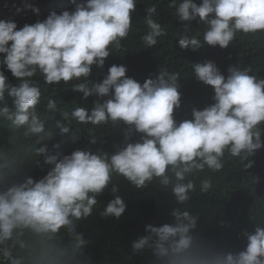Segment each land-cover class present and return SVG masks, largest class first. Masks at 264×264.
<instances>
[{
    "label": "clouds",
    "instance_id": "clouds-1",
    "mask_svg": "<svg viewBox=\"0 0 264 264\" xmlns=\"http://www.w3.org/2000/svg\"><path fill=\"white\" fill-rule=\"evenodd\" d=\"M136 3L74 0L73 10L50 11L42 21L20 28L10 18L0 19V64L19 81L9 86L0 73V101L7 91L14 105L12 110L0 108V117L10 128L23 129V142L16 138L11 149L0 147V264H92L84 252L90 241L78 224L93 215L105 189L112 198L99 215L120 220L128 204L114 176L136 189L158 181L181 205L171 209L168 222L145 224L143 233L129 241L125 261L142 257L145 264H264V215L253 222L254 231H242V250H227L200 236V215L188 207L198 173L221 171L226 153L250 168L249 157L264 147V77L250 65H230L225 76L211 60L194 63L192 72L211 86L213 102L193 107L191 118L180 121L174 118L181 106L179 72L161 67L140 83L126 75L125 65L113 64L100 82L89 80L92 66L103 68L112 49H119L128 37ZM169 7L184 22L177 40L180 49L195 51L204 44L227 48L238 33H264V0H170ZM24 8L39 14L35 6L25 3ZM155 13V5L146 8L148 31L142 40L148 48L166 35L153 19ZM194 20L205 26L203 40L189 34ZM37 73L48 85L78 81L71 86L74 93H82L84 100L98 98L91 108L61 111L54 130L68 133L70 124L63 121L73 119L95 127L122 123L123 146L111 155L88 149L59 158L44 155V164L51 167L42 178L6 180L22 164L32 163L30 154H45L46 142L54 135L37 112L42 92L39 82L31 79ZM46 109L56 111L57 104L49 98ZM133 132L139 139L129 142ZM210 188L211 178L200 181L201 192Z\"/></svg>",
    "mask_w": 264,
    "mask_h": 264
},
{
    "label": "trees",
    "instance_id": "trees-1",
    "mask_svg": "<svg viewBox=\"0 0 264 264\" xmlns=\"http://www.w3.org/2000/svg\"><path fill=\"white\" fill-rule=\"evenodd\" d=\"M177 2L179 3V0ZM25 3L37 7L39 14L32 12L31 8H24ZM13 4L20 7L21 11L17 12L16 8L12 7ZM169 4L170 0H137L136 10L131 14L132 28L128 37L121 41L119 49H112L103 68L92 66V73L88 79L100 82L113 64L125 65L126 75L140 83L146 78L154 77L161 67L169 72H179L181 106L174 110V118L180 121L191 118L193 107L202 109L213 102L211 86L198 81L192 72L194 63L211 60L225 76L228 75L227 69L230 65L237 63L241 67L250 65L257 76L264 77V33H238L227 48L204 44L195 51L180 49L177 40L183 32L184 22L178 20L175 9L169 7ZM152 5L156 6L153 19L161 24L166 35L159 37L154 47L148 48L143 43L142 37L148 31L145 24L146 8ZM73 9L74 0H0V19L10 18L20 28L26 23L42 21L50 11L60 13L63 10ZM191 23L189 34L198 35L203 40L205 26L197 24L195 20ZM0 73L5 76V82L9 86L19 82L2 64H0ZM31 79L37 80L40 84L42 96L40 104L37 105V112L40 119L46 122V129L54 130V122L60 118L61 111L70 112L77 106L91 108L93 102L98 99L89 96L84 100L82 93H74L71 86L78 81L48 85L44 83L39 73ZM49 98L57 104L56 111L46 109ZM4 106L10 110L14 108L13 98L7 94V91L4 100L0 101V108ZM63 123L70 124L68 133L61 134L58 128L55 129L53 138L46 142L47 152L39 157L30 154L32 163L22 164L5 179L20 180L28 175L36 180L42 178L51 167L44 164V155H56L59 158L76 149H88L92 152L100 150L111 155L117 147L123 146L126 126L122 123L117 126L109 124L99 127L82 125L74 119ZM22 131L23 129L10 128L8 122L0 117V147L11 149L16 138H20L23 142ZM139 135L133 132L129 142L139 139ZM91 138H95L97 142L90 143ZM261 139L264 141V133ZM249 159L253 161L252 166L243 168L239 158L230 157L226 153L221 171L211 172L205 169L203 173H198L194 177L196 191L192 193L188 207L192 212L200 215L198 221L200 236L206 241L214 242L217 247L242 250L246 244V240L241 235L242 231H254L253 222L257 220L258 215H264V147L257 150ZM206 178H211L212 188L204 193L200 191V181ZM113 183L120 186L119 195L125 198L128 208L118 221L111 217L103 218L99 212L112 198V194L109 189H105L104 193L98 196L100 203L93 215L78 224L79 229L84 231L85 238L90 241L85 246V255L91 259L92 264H105V261H108V264H145V258L142 257L133 258L132 261L124 260L129 241L142 234L147 223L168 222L171 219V209L181 205L176 204L171 191L162 189L158 181L143 189L134 188L120 176H114Z\"/></svg>",
    "mask_w": 264,
    "mask_h": 264
}]
</instances>
